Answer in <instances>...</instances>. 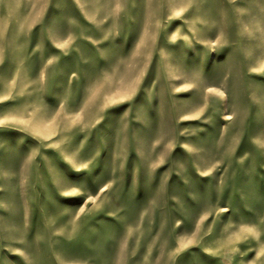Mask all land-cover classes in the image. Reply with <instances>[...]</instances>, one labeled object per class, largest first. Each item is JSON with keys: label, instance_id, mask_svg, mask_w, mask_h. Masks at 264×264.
<instances>
[{"label": "rangeland", "instance_id": "1", "mask_svg": "<svg viewBox=\"0 0 264 264\" xmlns=\"http://www.w3.org/2000/svg\"><path fill=\"white\" fill-rule=\"evenodd\" d=\"M0 264H264V0H0Z\"/></svg>", "mask_w": 264, "mask_h": 264}]
</instances>
